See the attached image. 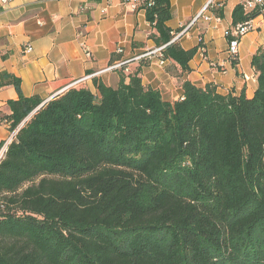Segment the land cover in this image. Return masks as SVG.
Masks as SVG:
<instances>
[{
	"label": "trees",
	"instance_id": "16d2710c",
	"mask_svg": "<svg viewBox=\"0 0 264 264\" xmlns=\"http://www.w3.org/2000/svg\"><path fill=\"white\" fill-rule=\"evenodd\" d=\"M154 2L159 58L189 73L199 47L176 40L171 0ZM260 16L238 5L229 33ZM148 64L116 70L115 87L94 78L49 100L0 70V89L18 94L0 112L13 135L0 162V264H264V46L253 97L186 81L183 98L165 101L143 84Z\"/></svg>",
	"mask_w": 264,
	"mask_h": 264
},
{
	"label": "crops",
	"instance_id": "0c3cea01",
	"mask_svg": "<svg viewBox=\"0 0 264 264\" xmlns=\"http://www.w3.org/2000/svg\"><path fill=\"white\" fill-rule=\"evenodd\" d=\"M244 1L171 0L173 18L168 26L176 32L187 29L203 11L210 18L198 20L177 39L186 50L199 47L191 71L181 74L176 64L162 63L154 53L158 48L150 39L154 30L146 11L133 10L122 0H0V70L21 79L24 96L49 100L80 83L93 88L94 78L117 86L119 73L104 72L114 56L131 60L126 65L130 71L144 59L149 64L141 73L143 84L158 90L165 101L183 98L186 81L199 87L216 85L224 95L246 90L253 97L257 82L252 58L264 46V17L253 21L254 29L242 39L235 64L228 43L234 10ZM83 42L92 58L86 56ZM16 92L13 87L0 89V112L11 114L8 102L18 99ZM10 136L8 127L0 125V144ZM4 154L0 150V159Z\"/></svg>",
	"mask_w": 264,
	"mask_h": 264
},
{
	"label": "built area",
	"instance_id": "2783aa9c",
	"mask_svg": "<svg viewBox=\"0 0 264 264\" xmlns=\"http://www.w3.org/2000/svg\"><path fill=\"white\" fill-rule=\"evenodd\" d=\"M3 2H8L9 0H2ZM122 2L124 3V5L131 7L133 10H145L147 11L148 8H150L151 6L154 5V0H122ZM257 8H261L262 11L264 9V0H246L244 2V9L246 13H251L253 11H255ZM200 19H204V20H210V18L208 16L205 15V11H203L200 15H198V18L185 30H183L180 34H178V36L176 37V40L178 38H180L183 35H186L188 33V31L190 30V28L192 26H194V24L200 20ZM253 27V21H249L246 22L244 24L238 25L236 27V29H234L231 33L228 32V37L232 38L231 42L229 43V52H230V56L231 59H235L236 57H238L237 55H239V47H240V43L242 41V39L244 37H246L251 31H253L254 28ZM81 38H85V36H83V34L81 33ZM203 42L202 39H200V44ZM83 48H84V52L86 54V56L88 58H92V54L91 52L86 48V43L83 42ZM163 48H158L157 50L154 51V53H160L162 51ZM28 50H31V48L29 47ZM118 53H122V50H118ZM131 62V60H125V61H121L119 63H116L115 65L109 67L108 69L104 70V72H110V71H116V70H120L122 68H124L127 64H129ZM163 63V61H162ZM128 71V69L126 70V72ZM256 81L255 75L253 78ZM245 80L250 81L252 80L251 77L245 76ZM7 141H13V135L10 136V138ZM7 141L4 145V147L1 148V152H6L7 151ZM2 159H0L1 162Z\"/></svg>",
	"mask_w": 264,
	"mask_h": 264
},
{
	"label": "rangeland",
	"instance_id": "374dc122",
	"mask_svg": "<svg viewBox=\"0 0 264 264\" xmlns=\"http://www.w3.org/2000/svg\"><path fill=\"white\" fill-rule=\"evenodd\" d=\"M175 184H176L177 188H184L185 187L184 182L182 180H178Z\"/></svg>",
	"mask_w": 264,
	"mask_h": 264
}]
</instances>
